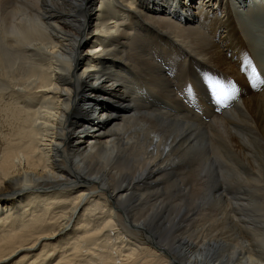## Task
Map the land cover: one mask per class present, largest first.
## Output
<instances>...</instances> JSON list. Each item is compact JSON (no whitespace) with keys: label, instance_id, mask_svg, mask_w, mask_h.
<instances>
[{"label":"bare ground","instance_id":"1","mask_svg":"<svg viewBox=\"0 0 264 264\" xmlns=\"http://www.w3.org/2000/svg\"><path fill=\"white\" fill-rule=\"evenodd\" d=\"M0 264H264V0H0Z\"/></svg>","mask_w":264,"mask_h":264}]
</instances>
